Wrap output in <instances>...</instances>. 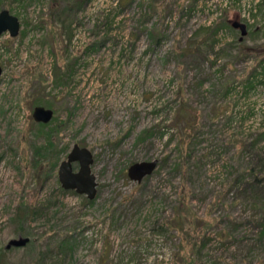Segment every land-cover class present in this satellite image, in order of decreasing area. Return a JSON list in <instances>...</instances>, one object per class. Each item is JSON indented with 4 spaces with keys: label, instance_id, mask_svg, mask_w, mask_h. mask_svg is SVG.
I'll list each match as a JSON object with an SVG mask.
<instances>
[{
    "label": "rangeland",
    "instance_id": "1",
    "mask_svg": "<svg viewBox=\"0 0 264 264\" xmlns=\"http://www.w3.org/2000/svg\"><path fill=\"white\" fill-rule=\"evenodd\" d=\"M244 1L0 0L21 21L0 38V264L264 263V0L249 23ZM75 144L92 200L59 181Z\"/></svg>",
    "mask_w": 264,
    "mask_h": 264
},
{
    "label": "water",
    "instance_id": "2",
    "mask_svg": "<svg viewBox=\"0 0 264 264\" xmlns=\"http://www.w3.org/2000/svg\"><path fill=\"white\" fill-rule=\"evenodd\" d=\"M233 27L239 28L241 31L240 40L248 34L247 26L238 21L233 23ZM21 29L20 19L12 14L8 9L0 11V38L9 32L11 37H17ZM3 69L0 66V78ZM54 116L52 109L43 106H37L34 109L33 117L36 122L48 124ZM79 163V169L75 171L74 163ZM94 163V155L87 147H82L75 144L69 152L67 159L63 160L59 165L58 177L62 187L66 190H75L78 194L86 195L88 199L92 200L97 195L98 182L96 175L92 172V164ZM159 165V160L136 162L130 165L128 169V176L131 180L141 183L147 176L154 173ZM29 242V238H21L14 240L8 245L15 247H23ZM264 264V263H260Z\"/></svg>",
    "mask_w": 264,
    "mask_h": 264
},
{
    "label": "trees",
    "instance_id": "3",
    "mask_svg": "<svg viewBox=\"0 0 264 264\" xmlns=\"http://www.w3.org/2000/svg\"><path fill=\"white\" fill-rule=\"evenodd\" d=\"M262 3V2H261ZM261 3H259V5L261 4ZM240 42V39L238 40V43ZM36 125L37 126H39V127H46L47 126V124H44V123H36ZM147 133V132H146ZM149 133H150V131H149ZM48 145H46V146H51L53 143H54V139H48ZM50 142V143H49ZM46 148V147H45ZM45 150H48V148H46ZM40 152H41V150H40ZM40 152H38V153H40ZM48 157H50V156H53V155H55V152H54V149H52V151H49L47 154H46ZM45 161H47V160H45ZM56 162L57 161H54V162H52L51 163V165L49 164V167L51 168V169H49V170H51V171H53L54 170V168L56 167ZM42 166V165H41ZM181 166H180V164L178 165V169L180 168ZM251 174V173H250ZM253 175V173L251 174V176ZM149 176H147V178H148ZM140 185V184H139ZM179 204H181V205H183L184 204V200L182 199V197L179 199ZM29 209V210H27V209ZM24 209H26L25 210V212L27 213V212H29L30 213V215L31 214H36V211H37V209L36 208H31L29 205L27 206L24 202L23 203H21L20 205H19V211L22 213V211H24ZM28 213V214H29ZM263 219H264V217H263ZM261 234L264 236V222L261 224ZM262 237V236H261Z\"/></svg>",
    "mask_w": 264,
    "mask_h": 264
},
{
    "label": "built area",
    "instance_id": "4",
    "mask_svg": "<svg viewBox=\"0 0 264 264\" xmlns=\"http://www.w3.org/2000/svg\"><path fill=\"white\" fill-rule=\"evenodd\" d=\"M227 1L228 0H226L225 5L227 4ZM253 1H254L255 8H253V5H251ZM261 2L262 0H252V1L247 0L243 2L242 17L245 21H247L248 23L251 22L252 20L254 21L256 8Z\"/></svg>",
    "mask_w": 264,
    "mask_h": 264
},
{
    "label": "flooded vegetation",
    "instance_id": "5",
    "mask_svg": "<svg viewBox=\"0 0 264 264\" xmlns=\"http://www.w3.org/2000/svg\"><path fill=\"white\" fill-rule=\"evenodd\" d=\"M240 23H243V22L241 21ZM244 24H245V23H244ZM246 26H247V30H248V33H249L248 25L246 24ZM236 29L240 30L239 28H236ZM239 39H240V38H239ZM240 41H241V40H240Z\"/></svg>",
    "mask_w": 264,
    "mask_h": 264
}]
</instances>
